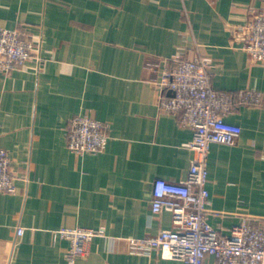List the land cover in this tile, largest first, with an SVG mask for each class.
Returning a JSON list of instances; mask_svg holds the SVG:
<instances>
[{"label":"crops","instance_id":"0c3cea01","mask_svg":"<svg viewBox=\"0 0 264 264\" xmlns=\"http://www.w3.org/2000/svg\"><path fill=\"white\" fill-rule=\"evenodd\" d=\"M262 8L264 0H0V26L29 31L42 56L0 73V147L16 184L0 193V264H183L129 243L172 228L168 211H151L153 181H181L195 157L192 129L158 105L171 94L159 82L175 57L211 58L215 89L262 93L260 104L234 103L224 116L241 127L234 144H210L206 212L222 234L244 217L264 222V63L250 60L240 31ZM77 114L107 124L103 151L67 148L64 127ZM76 226L103 233L70 261L69 241L53 231Z\"/></svg>","mask_w":264,"mask_h":264},{"label":"built area","instance_id":"2783aa9c","mask_svg":"<svg viewBox=\"0 0 264 264\" xmlns=\"http://www.w3.org/2000/svg\"><path fill=\"white\" fill-rule=\"evenodd\" d=\"M243 47L251 61L264 63V8L241 27ZM29 31L0 26V73L8 74L32 60L41 64L39 41ZM212 59L175 57L165 67L159 82L170 91L160 96L161 111L177 115L181 125L192 129L187 146L195 152L188 173L179 182L156 178L152 186L151 211L171 214L172 228L153 236L130 238L131 250L148 254L157 251L160 258L176 259L183 264H264V222L244 217L222 234L208 221L209 200L207 159L211 143L234 144L241 127L224 116L237 104H260L262 93L255 90L225 91L211 84ZM67 148L75 153H99L106 147L108 126L100 120L77 114L64 127ZM16 190L15 175L6 149L0 147V193ZM23 233L17 227L16 236ZM101 229L61 227L55 238L69 241L66 256L70 261L87 254V244ZM209 257L213 261L208 260Z\"/></svg>","mask_w":264,"mask_h":264}]
</instances>
